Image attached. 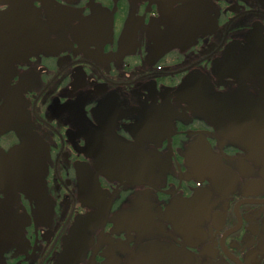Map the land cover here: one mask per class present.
I'll return each mask as SVG.
<instances>
[{
	"label": "flooded vegetation",
	"instance_id": "1",
	"mask_svg": "<svg viewBox=\"0 0 264 264\" xmlns=\"http://www.w3.org/2000/svg\"><path fill=\"white\" fill-rule=\"evenodd\" d=\"M0 264H264V0H0Z\"/></svg>",
	"mask_w": 264,
	"mask_h": 264
}]
</instances>
